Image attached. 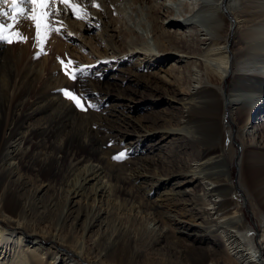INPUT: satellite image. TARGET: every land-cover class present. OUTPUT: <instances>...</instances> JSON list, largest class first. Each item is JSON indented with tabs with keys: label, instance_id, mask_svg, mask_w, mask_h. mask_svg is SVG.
<instances>
[{
	"label": "bare ground",
	"instance_id": "obj_1",
	"mask_svg": "<svg viewBox=\"0 0 264 264\" xmlns=\"http://www.w3.org/2000/svg\"><path fill=\"white\" fill-rule=\"evenodd\" d=\"M148 1L122 0L117 5L111 1L114 9L125 8L122 12L137 15L126 24L131 36L119 42L120 36L114 37L104 23V6L94 13L84 10L86 15L80 19L64 4L48 0L50 14L68 28L72 22L82 25L96 19L109 59L126 57L136 70H155L173 52L189 68L183 97L175 98L173 90L164 93L171 101H179V106L174 105L166 119L152 123L164 129L166 145L158 149L156 161L146 154L142 163L133 162L128 175L110 168L106 172L104 154L95 149L90 156L76 155L92 148L97 131L84 127L78 139L65 134L59 121L73 110L58 100L61 105L53 102L48 113L46 105L40 104L39 94L47 89L49 78L43 77L44 64L37 68L32 63L28 53L32 42L13 47L15 42L0 41V54L6 50L16 57L13 68L5 59L0 65V264H264V248L257 246L255 230L246 223L235 197L236 192L242 193L264 238V132H259L264 125L257 124H264L258 116L264 113V0H151L160 7L164 23L186 28L169 32L146 18L144 11L152 9ZM9 8L6 4L3 10ZM40 12L37 8L36 15ZM0 22L9 23L7 18ZM32 24L31 19L20 18L12 31L22 33ZM141 32H148L152 41ZM169 34L177 41L194 36L196 46L189 40L183 44L187 52L181 43L168 46L161 38ZM170 71L173 86L180 89L182 74ZM168 73L154 71L159 86H171ZM182 92L176 90V95ZM202 120L204 125H197ZM241 120L245 123L237 131ZM55 131L57 136H52ZM203 136L207 144L199 141ZM234 158L237 187L229 169ZM115 165L109 163V167ZM167 168L177 169L176 177L162 181ZM193 185L198 189H192ZM50 188L62 194L63 205L57 215L54 210L47 218L51 200L45 206L36 201ZM73 198H79L76 206ZM177 198L184 201L182 217L169 222L175 215L169 213L166 220L160 209ZM190 204L193 208L187 209ZM80 207L86 213L76 212L71 218ZM106 209L115 222L108 230L102 223ZM130 222H139L141 229L127 228ZM177 223L181 225L174 228ZM170 232H185L188 244H177ZM203 235L212 237L209 247L206 240L197 243ZM46 241L49 247L44 246ZM121 250H128V259L116 257Z\"/></svg>",
	"mask_w": 264,
	"mask_h": 264
},
{
	"label": "rangeland",
	"instance_id": "obj_2",
	"mask_svg": "<svg viewBox=\"0 0 264 264\" xmlns=\"http://www.w3.org/2000/svg\"><path fill=\"white\" fill-rule=\"evenodd\" d=\"M57 1L60 2V0ZM111 1L112 0H74L76 6H82L84 10H89L92 13L100 11V7L102 9V6H104L105 9L103 10H106L105 13H107V18L104 20V23L107 25L108 30L112 31L111 34H113L114 37H116V34L117 36H120L118 39L119 42H124L132 34L126 27V24L129 23V19L133 18V16L137 17V15L131 14L130 11H126L129 12L128 14L125 11L122 12V10L125 8L122 10L118 8L114 9L111 6ZM120 1L122 0H114L115 5H117V2L119 3ZM134 2L140 3L142 0H134ZM93 4H98L99 7H95ZM147 6L152 7V9L149 10V12L148 10L144 12L146 14V18L151 21L154 27L163 26L167 32L179 29L177 27H181L180 30L182 31L186 30V28H183L179 24L168 25L167 22L164 23L165 18L160 13V7L154 6L151 0L147 2ZM0 7L5 9L6 4L0 5ZM52 15L53 13L49 15L48 20L51 21V26L53 29H59L60 31L57 32L53 30L49 32L47 34L48 38L45 39L43 44L38 43L35 38L36 29L34 24H32L31 28L24 29L22 34L23 36L27 37L25 42L31 41L34 46L28 49V53L32 59L33 65L37 68L42 66V64L46 66V69H44L46 74L43 77L46 79L49 78L47 82L49 85H47V89L45 88V90H42L43 92L41 91L39 94V102L41 101L40 104L43 106L46 105L45 109H47L48 113L52 112L51 104L53 102H57L58 105H61L60 102L67 103L71 106L69 109L70 111H73H71L70 114L65 116L63 119L61 118L59 121V123L61 122L60 126H63L67 130L65 134H67L70 138L76 137L78 139L79 136L81 137L83 133L81 130L84 127L86 129L90 128L94 131H97L98 133L95 137L96 141L94 142L92 148L85 149L79 153L80 155L78 153L76 155L79 157L81 155L90 156L91 153L94 152L93 149H95V151L100 152L102 155L104 154L103 157H105V160L107 161L105 166L108 168H105V171L109 172L110 168L117 174H129L131 168H133V162L140 161V163H142L143 161L141 160L143 159L141 158L144 156H153V160L156 161L158 158V149H160L161 146L166 145L168 138L163 139L162 132L164 129H159L157 126L154 127L152 123L154 120L160 121V119L163 117L166 119L169 117L173 106H179V101H171L165 96L164 93L165 91L173 90L175 91V98L181 99L188 86L186 75L189 72V68H187L185 63H180L176 58L177 56L171 52V54L167 55L168 58L166 61H162L154 66L155 70H152V67L150 69L142 68L140 71L136 70L130 63L132 61L126 57L124 60H120L118 58L109 59V56H106L108 52H103L102 44L100 43V39L98 37V33H100V26H98L96 19L94 21L84 22L82 25H75L72 22V27L68 28L63 22L61 23L58 17ZM126 16L127 18L124 19ZM140 34L143 36V38H146L147 35L149 38L148 40L150 42L152 41L150 38L151 35H149L148 32H141ZM161 39L168 46H170V44L175 45L181 43V49L186 52L187 50H185L183 44H185L187 40H189L191 43L194 42L193 46H196L195 37L190 35L188 38H184L182 41H177V39L172 36V34L163 36ZM229 39L230 41L232 40L231 34ZM14 42L15 44L13 47H17L21 43V45L24 46L23 44L25 43L17 42L16 40H14ZM120 52L122 54L126 53L124 48H121ZM43 56L45 58H43ZM4 59L8 63V66L12 67L16 57L12 56L6 50H3V54H0V65L3 64ZM61 60L64 61L65 65H67V71L69 72V75L75 72V81L70 79L69 75H65V69L59 62ZM70 61L72 62L71 64H69ZM171 65H174V67L171 68ZM172 69H176L177 73L180 72L182 74L183 79L181 81L180 89H178L179 86L178 88L173 86L174 79L170 76V70ZM154 71H158L162 75H166L170 71L167 76L171 86H159V82L153 74ZM61 89L71 90L77 95L83 94L85 98L83 104L87 110H81L80 108H77L69 99L65 98ZM150 89H152V91ZM176 90L183 92L179 95H176ZM51 91L57 96L51 94ZM58 97L59 99H57ZM88 104L95 105V107L88 108ZM95 114H101L103 117H106V119L98 120ZM258 116L260 119H264V113H260ZM204 123L205 121L202 120L199 121L197 125L203 126ZM244 123V120H241L237 123L235 127L237 131L239 130V127L244 125ZM262 123L263 122L261 121L257 122L258 125H264ZM235 128L233 127V131H235ZM58 132L59 131H55L52 136H57ZM259 132L263 133L264 128L262 127L259 129ZM139 140L140 143L138 142ZM199 141L202 144H207L206 142H209L206 136L200 138ZM115 144L118 147H116ZM233 147L235 150H238L237 143L234 142ZM75 148L76 146L73 147L71 151H73ZM141 152H144L145 155L140 154ZM120 153H124L125 155L121 159H113L114 156H117ZM109 163H114L116 165L109 167ZM162 167L163 166H159V168ZM229 169L233 185L237 187L238 170L236 158L231 160V163H229ZM176 170L177 169L172 171L171 169L167 168V172L162 173L164 175L162 181L165 179L173 180L176 177ZM151 174L152 173H149V171L146 173V175L149 176ZM192 187V189H198L196 185H193ZM183 189L184 186L180 188V191L182 192ZM241 194L242 193L239 191L236 192V201L242 208L246 223L249 227L255 230V242L257 246L263 249L264 238L260 236L262 231L261 225L259 224L258 220L252 216L249 203L245 206V202ZM62 197V194L53 193V188H50V190L46 192V194H43V196L39 198L36 203L37 205L39 204L38 206H45L47 202L51 200L50 204H53L51 207L52 210H46L45 212V217L50 218L52 215L49 214L52 211L55 210L54 215L58 214V211L63 205ZM183 202V200H179L177 198L171 201L169 206H163L160 210L165 214L164 219L168 220L169 213L175 215L169 219V222H174L175 218L182 217L183 210L181 209V203ZM78 203L79 198H73V205L76 206ZM191 208H193L191 204L190 206H187V209ZM104 211L108 214H104L102 216V223L104 224L103 228L106 226V230H108L113 228L115 222L113 224V219L110 217L109 209ZM76 212L84 214L86 213V209L80 207L74 211L70 217H74ZM111 212L112 210L110 213ZM110 224L112 225L110 226ZM126 225L127 228L130 229L135 227L134 229L139 230L142 227V224L139 222H130L129 226L128 223ZM179 225L181 224L177 223L172 226L175 228L179 227ZM173 227L171 229L172 231H174ZM175 231L180 230L175 229ZM176 235L178 238H176ZM169 236L170 238H174L177 244H188V234L185 232H176V234L175 232H170ZM204 240H206V245L209 247V244L212 242V237L209 235L200 236L197 238V243L201 244ZM168 242L169 241H167L166 244ZM220 244L222 245L221 241ZM48 245H50V242L46 241L44 246L49 247ZM53 245L55 248H57L58 244L55 243ZM129 256L130 254L128 253V250L118 251L116 255L118 259L122 260L128 259ZM147 258L157 259V257H154L152 254H147ZM77 262L79 263V260H77ZM80 263L83 264L81 261Z\"/></svg>",
	"mask_w": 264,
	"mask_h": 264
},
{
	"label": "snow or ice",
	"instance_id": "obj_3",
	"mask_svg": "<svg viewBox=\"0 0 264 264\" xmlns=\"http://www.w3.org/2000/svg\"><path fill=\"white\" fill-rule=\"evenodd\" d=\"M61 4H64L66 8H70L73 12V15L76 18L82 19L86 13L83 8H77L74 0H60ZM10 4V8L5 11L0 8V18H7L9 23L0 22V41H5L7 43H12L14 40L17 42H25L27 37L23 36L19 31H12L18 24L20 18L23 19H31L35 25L36 29V40L38 43L43 44L45 37L47 34L53 30L59 32V29H53L51 26V21L48 20L51 9L49 8L48 0H0V5ZM32 7L29 8L28 6ZM95 7H99L98 4H93ZM39 8L41 10L39 16L36 15V9ZM44 9H48V11H44ZM29 12L32 15H29ZM57 15L59 12L56 13ZM62 23V22H61ZM43 29V35H42ZM65 69V75H69L67 71V65L64 64V61H59ZM72 62L70 61L69 64ZM69 78L74 80L76 79L75 72L69 75ZM65 98L69 99L77 108L81 110H87L85 108L83 101V94L77 95L75 92L68 89H61ZM88 108H93L95 105L88 104ZM125 154L120 153L119 155L113 157L114 159H121Z\"/></svg>",
	"mask_w": 264,
	"mask_h": 264
}]
</instances>
